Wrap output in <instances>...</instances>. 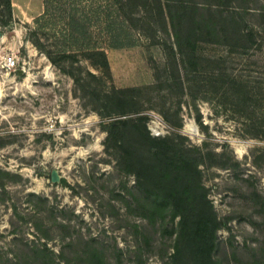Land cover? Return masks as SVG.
<instances>
[{"label":"rangeland","instance_id":"obj_1","mask_svg":"<svg viewBox=\"0 0 264 264\" xmlns=\"http://www.w3.org/2000/svg\"><path fill=\"white\" fill-rule=\"evenodd\" d=\"M168 1L130 0L125 27L108 0L0 4V264H264V0H191L244 36H203L180 77Z\"/></svg>","mask_w":264,"mask_h":264},{"label":"trees","instance_id":"obj_2","mask_svg":"<svg viewBox=\"0 0 264 264\" xmlns=\"http://www.w3.org/2000/svg\"><path fill=\"white\" fill-rule=\"evenodd\" d=\"M56 2V0H46V12L37 19L36 22H38L40 19L45 18L48 9V3L50 2ZM111 8H113V11L116 12L117 18L120 19L122 22L123 27L128 26L130 24L129 22L133 20V13L132 9L130 8V0H108ZM0 4L5 6L6 9L9 10V13L11 14V8L12 3L11 0H0ZM203 5V4H202ZM200 3L196 1L191 0H176V1H168L166 4V7L168 6V9H170V12L168 11V18L170 19V23L172 24L174 28V37L175 42L172 45H165V47L169 50V56L170 60L172 62L170 64L173 65V67L177 70V77H180V68H184L187 70V66L193 67V65H196V46L201 42L204 36H210L212 33L216 35H221L224 38H229L230 36H234L233 38L239 39L244 36L243 30L241 27V21L239 17L238 10L235 9L231 14L227 15L225 14V7L226 4H219L217 7H212L214 5H205L202 6ZM202 7V8H201ZM175 8L177 10L176 13H172V9ZM213 8V9H212ZM216 8V9H214ZM201 9H204L205 11H218L217 17L211 18L208 16H200L199 17V11ZM78 13V11H77ZM105 13V12H104ZM170 13V15H169ZM107 16V15H106ZM110 16V15H108ZM110 25L112 20L108 17L105 20V23ZM6 24V22H4ZM70 25L71 31L67 33V42L71 45L76 47L77 51L84 52V54L88 55L90 59L94 58L96 60V63H94L97 66H108V57L105 51L104 46H90L89 43H85V41L81 40V38L78 36L77 32L81 31L83 32L84 29V22L80 21V19L74 14L70 16V20L68 22ZM108 25V26H109ZM206 30V31H205ZM213 31L212 33H210ZM126 43L124 41H121L118 37H114L109 45L111 47H120L124 46ZM66 57H72L74 58L76 55H73L71 53H64ZM173 77V76H172ZM180 85L182 86V81L180 82ZM134 119L132 118L130 120H124V121H115L112 123H109L106 125V130L108 132L107 135V141L113 140V142H116L118 140L117 138V132L116 127L119 124H125L129 122H134ZM145 128L147 129L146 125ZM147 133L150 134V132L147 129ZM148 134L149 138H153L151 135ZM117 144V143H115ZM129 155V154H128ZM132 165H135L134 162H131ZM198 164V163H197ZM144 168V167H142ZM142 170H137V180L139 183H146L147 177L143 173ZM145 180V181H144ZM161 194V193H160ZM164 195V194H161ZM162 199H164V196H161ZM165 200H167V196L165 195ZM211 213L208 216L204 213V215L200 218V224L203 226V231L208 232L209 228L211 227L213 230H217L220 226V222L218 221V218L215 216L214 211L211 206ZM210 261V260H209ZM212 264H218L216 262H210Z\"/></svg>","mask_w":264,"mask_h":264},{"label":"built area","instance_id":"obj_3","mask_svg":"<svg viewBox=\"0 0 264 264\" xmlns=\"http://www.w3.org/2000/svg\"><path fill=\"white\" fill-rule=\"evenodd\" d=\"M8 64H9V65H15V64H16L15 59H14L13 57H9V59H8Z\"/></svg>","mask_w":264,"mask_h":264},{"label":"water","instance_id":"obj_4","mask_svg":"<svg viewBox=\"0 0 264 264\" xmlns=\"http://www.w3.org/2000/svg\"><path fill=\"white\" fill-rule=\"evenodd\" d=\"M52 177H53L54 180H58L59 176L56 173V171L53 172V176Z\"/></svg>","mask_w":264,"mask_h":264}]
</instances>
